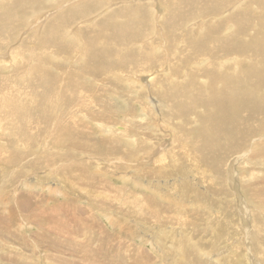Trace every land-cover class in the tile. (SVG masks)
Segmentation results:
<instances>
[{
	"label": "bare ground",
	"instance_id": "6f19581e",
	"mask_svg": "<svg viewBox=\"0 0 264 264\" xmlns=\"http://www.w3.org/2000/svg\"><path fill=\"white\" fill-rule=\"evenodd\" d=\"M74 1L77 2L73 3ZM117 1L121 3L128 2L129 4L134 1L136 3L133 4V8L128 4L120 6L117 10L119 12L115 15H109L113 9H109L111 8L109 7L106 10L107 5ZM246 1L247 6L238 12H234L231 7L228 8L232 3H227L228 0H107L106 8L101 11L99 9H102V3L95 4L94 2L91 4L99 5V14L106 10L103 16H109L97 29H87L86 31L85 26H87L90 17L86 13L90 10L87 6L89 5L87 0H0V70L7 68V71L11 72L9 77L0 74V105H2V109H0V142L8 144L5 148H2L3 144H0V182L9 190L0 195V203L2 207H6L4 212L9 211V214L0 218V222L4 223L0 227V264H12V262L4 261L3 255L5 253H2L9 250L7 243L16 238H12L15 232L9 225H17L20 230H23L26 225L32 227V224L26 218V213L28 211L32 212L35 207H33L28 196L20 197L22 191L35 193H42L43 191L50 198L51 195L65 194L64 192L67 193L71 190L73 193L78 192L80 200H86L93 204H110L112 202L113 206L126 207L137 217V219L132 220L136 229H139V227L147 229L152 226V229H156V234L159 235L161 241H166L168 235L178 228L173 223L177 222L175 218L181 214L176 216V212H172L170 215L169 211L172 210L168 209L169 207H160L161 205L158 206L155 203L156 207H151L149 205L151 198L141 200L143 203H148L146 207H143L136 203L137 199H134L135 196L137 197L136 194L131 199L132 190L130 185L124 183L125 186H115L112 185V182L103 178V175H99V173L106 175L112 170L115 173V170L119 169L120 171L127 168L129 164L128 160L119 159L117 156L120 153L125 155L129 150L121 151V146L115 139L116 135H126L127 138V135L130 134L131 137L129 136L130 138L127 139L131 150L138 147L144 151L150 145L155 147L162 139L159 140V137L157 139L155 136L148 135L147 121L142 118L134 122L133 128L130 127L131 122L124 123L125 126L116 125L114 127L113 124H105L95 119V113L101 108H104L102 110H108L109 100L107 99V101L104 98V100H97L96 94L98 92L96 89L91 88L88 90L86 84L85 86L82 85L81 78L78 77L77 79V75L73 74L76 71L73 69L75 66L83 67L81 69L85 70L84 75L90 76V79L91 75L99 70V73L92 80L101 78L100 82H105L110 77L108 64L109 67L117 64L120 69L123 68L122 72H125L114 70L117 77L121 75V77H124L123 81L127 80L130 84L131 78H133L134 83H137L140 89L154 91L160 106L167 109L172 121L167 120V114L162 112L165 116L164 122L167 124L169 122L175 127L171 129L170 142L160 143L156 147L160 149L157 153L155 152V156L160 154V158L156 161L158 166L160 169H164V167L170 169L171 177L173 174L171 168L174 165L178 166V162H175L176 159L185 156L187 150L191 154H189L190 161L188 156L185 157L186 166L189 168L185 178L178 181L169 178L165 182L156 180L154 190L158 195H163L166 198L170 194L176 200L179 198L178 206H185L186 203L190 202L186 199L189 193L188 186L193 184L192 187L195 186V190L203 189L202 194L207 191L206 187L200 188V186L206 184V180L210 176H208L209 170L216 172L217 177H224L225 180V175L222 172L226 170L227 163L223 161L226 153H236L241 158L243 155H239L242 152L240 149L250 148V141L243 132L246 127L245 119L255 115L256 122L253 126L264 130V102L259 100L260 97H264V0ZM68 4H70L69 8L66 6ZM136 6L137 8L134 9ZM225 7L228 8L227 11L229 12L232 10L231 16L219 17L222 11H216ZM258 9H261L259 11L262 12L261 14ZM207 10L218 14H215L214 19L209 22L194 24L197 26L193 25L188 29L193 33H187L186 35L184 33L183 35L184 29L182 26L186 22H191L189 17L194 16L193 21H195L201 15V11L205 13ZM193 11L195 13L199 11V15H192ZM55 12L57 13L52 17ZM130 13L136 16H132ZM117 17L124 18L125 21L120 24L118 23L120 19H117ZM154 19L155 22L152 21ZM253 21H257L255 28L253 27ZM159 23L170 28V35L167 37L168 42L166 41L167 45L163 40V46H165V49L167 48V52L170 51L173 44L180 45L181 49L178 50L179 57L177 60L182 62L180 65L181 73L183 72V76H186V80L183 79L184 77L181 74L179 79L174 80L171 63L164 66L165 58L152 54L154 53L153 48L156 47L157 52L161 49V47H158L160 43L157 41L155 29L153 34H147L146 32L153 27L158 28ZM227 27L232 32L224 35L223 30H226ZM25 28H27L26 33L32 32L33 34V32H36L37 41H33L26 47V41L22 39L21 43L13 48V43L19 42L17 36L24 34L22 30L24 31ZM96 30L101 32V36L104 37V39H101L103 42L99 41L100 37ZM196 30L197 33L201 30L198 38L196 37ZM250 30L253 33L249 34ZM37 35L39 39H37ZM134 35L141 36L133 41L128 49L136 47L139 52H135V54L133 52L127 53L126 48L121 45L129 37L133 38ZM173 36L177 39L171 40ZM65 38L69 41H65ZM109 40L116 42V45L113 46ZM87 48H90V51H87ZM190 49L196 52L194 54L198 57L196 61L188 63V65L191 64V67H186L187 65L184 63L188 62L190 57L185 53ZM229 50L234 53L230 55ZM35 52H40L39 56L34 64L29 65L27 56L32 57ZM205 52H221V55L220 58H217V55L206 54ZM45 53L50 54L49 58L44 56ZM254 55L258 57L257 60H253ZM161 58L163 60L161 64L159 63L158 68L155 67L154 69L152 67L145 69L144 72L135 69L144 68L152 60L155 62ZM105 59L110 60L106 61ZM128 63H131L133 69H127ZM205 63L207 64L205 65ZM13 67L15 69L11 71ZM164 70L169 72V76L163 73ZM184 80L186 81L185 84H183ZM167 83L171 86L169 87ZM179 85L184 86L179 89ZM137 86L131 84L130 87L138 88ZM21 89L25 91H20ZM56 102H58L60 108L62 107L61 110L63 109L60 123H56L57 120L52 121L48 116V108ZM200 104L201 109L197 113V118L193 116L194 114L190 117L188 114L195 106ZM143 111L148 112V109L145 110L143 107ZM57 112H59L58 107L55 114ZM13 116L17 119H13ZM19 118L24 119V121L20 122ZM177 118H182L183 122L175 121ZM133 120L135 119H132V123ZM195 120L200 125L199 130L201 133L193 136L195 139L191 140L193 141L192 144L186 145L185 142H187L189 135L193 133L195 126L192 123ZM93 125L108 136L100 141L105 144L104 149L98 148L96 146L98 143H94L88 136L90 127ZM164 127L166 129V126ZM161 128L163 129V127ZM189 130L191 131L189 132ZM119 138L121 139V137ZM107 140H110V142L108 143ZM14 144L17 146L22 145V149H16ZM35 144L40 145V151L43 150L41 154L44 156L41 159L36 157L37 153L30 151ZM118 146L119 150H117ZM126 146L122 147L125 148ZM136 150L135 152H137ZM90 151L92 157H84ZM259 154H264V147L262 150L258 147V151H254L250 162H253L256 166L257 170L253 167V173L257 174V178L260 179L263 186L259 185V188L252 194L262 202L261 210L263 214L261 215H264V195H261L264 192V173L259 169L260 167L264 168V155L259 157ZM104 163L107 165H104ZM131 164L137 168L140 163L131 162ZM89 169H92V171L89 172ZM126 173L128 176L129 173ZM126 173L119 172L118 175H123L125 178ZM135 175L139 177L129 179L133 180L135 178L136 182L144 183V178H146L149 181L148 184L153 183L148 172H139L136 169ZM213 181L216 182V180ZM91 185L93 186L90 187ZM178 191L185 197H179ZM211 192L208 190V193ZM215 192L218 191L215 190ZM221 193L225 194L224 191ZM81 195L85 196L86 199ZM215 195L220 197V193ZM204 196L200 197L203 201L205 200ZM202 200L200 201L203 202ZM200 201H197V203H200ZM191 203L196 202L193 200ZM203 204H205V201ZM244 207L246 208V206ZM110 208L112 207L108 209ZM207 208L206 210H208ZM39 211L40 215L47 216L51 213L50 210L44 212L40 209ZM105 211L108 212L107 209ZM109 213L111 214V212ZM259 215L260 213L255 218H258ZM106 217L113 223L123 222V219L115 217L113 214H107ZM183 218L182 216L178 218V222L181 224L179 229L182 230L179 236L185 237L184 242L189 245L194 242V237L191 232H185L187 227L184 226L186 221L183 224ZM125 221H128V219ZM257 221L261 223L260 219ZM54 223L50 219L47 220L44 224L45 231L50 229L60 230V224L57 223L56 225ZM251 225L250 233L253 232L252 230L255 231L253 224ZM169 226L170 228H167ZM42 229L43 227L40 226L39 230L41 231L36 234V237L45 232ZM63 230H61V235L68 239ZM129 231L133 237L136 236V231L135 233ZM141 232L136 234L141 235ZM146 235L145 233L142 234L143 237ZM18 237L21 238V242L28 241L21 233H18ZM221 238L227 239L228 236L226 234L225 236L221 235ZM15 243L17 244V242ZM28 243L30 245L27 250H30L31 252H29L33 254L34 249L39 255L41 252L39 245L35 242L28 241ZM71 244L76 249L80 248L73 238ZM16 247H19V245ZM133 252L134 247H132V244L124 248L122 261L127 259L125 255H130L128 262L131 264L132 261L129 260L134 259L135 253ZM223 254L227 256L225 257L227 259L221 258V264L229 261L231 253L227 254L224 250L221 256ZM238 255L242 262L249 264V256L246 253L239 252ZM189 256L191 257L192 254H185L184 258L192 264L193 260ZM251 259L253 261V257ZM25 264H31V262ZM179 264L181 263L179 262Z\"/></svg>",
	"mask_w": 264,
	"mask_h": 264
},
{
	"label": "rangeland",
	"instance_id": "374dc122",
	"mask_svg": "<svg viewBox=\"0 0 264 264\" xmlns=\"http://www.w3.org/2000/svg\"><path fill=\"white\" fill-rule=\"evenodd\" d=\"M76 2L77 1H74L73 3H76ZM94 2L95 4H99L98 2H101L102 9H99V5L95 6L91 4ZM229 2H232V3L228 6V8L229 7L233 8L234 12H238L242 8L247 6L246 0H233V1L228 0L227 3ZM88 3L89 5L87 6H89L90 10L86 11V13L90 17H89V22H87V26H85L86 31L87 29H97L98 26L109 15H115L117 12H119L117 11L118 7L125 6L128 4L129 6H132L133 8L134 7L133 4L135 5L136 2L134 3V1H131L130 3L131 5H130L128 2L121 3L117 1L116 3L111 2V4L109 3L107 5L106 4L107 0H87V4ZM105 5H107V8ZM66 6H68L69 8L70 4ZM104 8H106V10H108V8L113 9V10L110 12L109 15L103 16L106 10L103 13L99 14L98 9L101 11ZM136 8L137 6L134 9ZM228 8L226 9L225 7V8L218 9L216 12L222 11L219 17L226 18L228 16H231L232 10L229 12L227 11ZM260 10L261 9H258V12ZM194 11L192 15H195V14L199 15V11L196 13ZM202 12L203 11L200 12L201 15L195 21H193L194 16L189 17L191 19V22L192 21L193 22L192 23L186 22L185 25L182 26V28L184 29L183 35L184 33L185 35L187 33L189 34L193 33L191 31H188V29H190L194 24L198 25L203 22H209L211 21V19L212 20L214 19L215 14H218L216 12L213 13L212 11H209V10H207L205 13H202ZM56 13L57 12H55L52 17H54ZM259 13L261 14L262 12H259ZM132 16H136V15H132ZM117 19H120L118 20V23L120 24H122V22L125 21L124 18L117 17ZM152 21L155 22V19ZM256 22L257 21H253L254 28L256 27ZM197 25H194V26L196 27ZM26 29L27 28H25L24 31L21 29L24 34L19 35V37L17 36V38L19 39V42L17 41H16L17 43L14 42L12 45L13 48L17 46L18 44H20L22 39L23 41H26V47L28 46V44L32 43L33 41H37L36 35H35L36 32H33V34L32 32L26 33L27 32ZM154 29L156 32L155 35L157 37V41L158 43H160V46L158 47L159 48L161 47V49L158 50L157 52L156 47L153 48L154 53L152 54L153 55L157 54V55H160L161 57L163 56L165 58V62L163 63L164 66L171 63V65L173 66V71H174V80L179 79L180 74L182 75V77H184L183 79L186 80V76L185 75L183 76V72L181 73L180 65L182 64V62L177 60V58L179 57L178 50L181 49L179 47L180 45L173 44V46H171L173 48L170 47L169 52H167L166 50L167 48L165 49V46H163V40L165 41L166 45L168 42L167 37L168 35H170L169 26L166 25L164 27V25H160L159 23L158 28L153 27L150 31L146 33L153 34ZM200 31L199 33H197V30L195 31L197 38L200 36V33H201ZM97 32L100 37L99 41L103 42V40L101 39H104V37L101 36V32L99 31ZM228 32L229 33L232 32L230 31V29H228V27L226 28V30L225 29L223 30L224 35H227ZM251 33L253 32L250 30L249 34ZM139 36L141 35H134L133 38L129 37L127 40H125L122 43L121 46H124L126 48L127 53L133 52L135 54V52H139L136 47L128 49L131 43L135 41L136 39H138ZM37 39H39L38 35H37ZM173 39H177V37L175 38V36H173L171 40ZM65 41L68 42L69 39L65 38ZM109 42L113 46L116 45V42L114 41L109 40ZM177 47H179V49H177ZM90 48H87V51L88 50L90 51ZM231 51L232 50H229L230 55L234 53V52L231 53ZM39 53L35 52V54L32 55V57L27 56V58L29 59V65H32L35 63L36 59L39 56ZM194 53L196 52H193L192 49H190L187 53H185V55L187 56L189 55L190 57L188 62H185V63L183 62L184 64L187 65L186 67L188 66L191 67V64L188 65V63L192 61H196V58L198 56ZM205 53L217 55V58H220V55H221V52H218V53L205 52ZM44 56H46V58H49L50 54L45 53ZM257 59L258 57L254 55L253 60H257ZM105 60L107 61L110 59H105ZM105 60H103L104 63H105ZM162 60H163L162 58L159 60H156L155 62L152 60V62H149V64H147V66H145L144 68L140 67V69L139 68H135V69L140 70L141 72H144L145 69H150L152 67L155 69V67L158 68L160 66ZM206 64L207 63H205V65ZM81 68L78 66H75V68L73 69H75L76 71L73 72V74L77 75L76 76L77 79L78 77L81 78L82 85L85 86L86 84L88 90L91 88L96 89V91L98 92V94H96V96L98 97L97 100H104V99L109 100V101L107 100L108 110H102L104 108H101V110L95 113V119L105 124H110V125L113 124L114 127L116 125L125 126L126 123L131 122L130 127L133 128L132 125L134 124V122L139 121L142 118L145 121H147L146 128L149 129L148 135L155 136L157 139L159 137V140L162 139L161 141H159V144L165 143L167 141L170 142L171 133H172L171 129H173L175 126H172L171 124H169V122L168 124L164 122L165 116L163 113L167 114L166 116L167 120H171V116L168 114V111L166 108L160 106L154 91L144 90L142 88L140 89L137 86L138 84L134 83L133 78H131V84L137 86L138 88L130 87L131 86L130 82H128L127 80L123 81L124 77H121V75L117 77L114 74V72L116 71L122 72V69H123V68L120 69V67L117 64L112 67H109V64H108V69L110 70L109 71L110 77H108V79H106L105 82H100L101 78L92 80V78L93 77L95 78L96 75L99 73V70H96L95 73L91 75L92 77L90 79L89 78L90 76L84 75L85 70ZM14 69L15 67H13L11 71H13ZM127 69H133L131 63L127 64ZM0 72H1L0 74H2L3 76H7V77H9V75L11 74L10 71L9 72L7 71V68H2V71L0 70ZM126 72H129V71H126ZM163 73L169 76L168 71L164 70ZM113 75H115V77H113ZM185 80L183 84H185L186 82ZM167 85L169 87L171 86L168 83ZM183 86L184 85L182 86L179 85L178 88L181 89ZM20 91H25V90L21 89ZM154 100L156 103L154 102ZM183 100H185V98H183ZM259 100L264 102V97H260ZM103 105H105V103H103ZM1 107L2 105H0V109H2ZM57 107H58L59 112L55 114ZM143 107L145 108V110L148 109V112L143 111ZM61 108L59 107L58 102H56V104H53L52 107L48 108V116L52 119V121L57 120L56 123H60L62 121L61 111H63V109L61 110ZM200 109H201V104L198 106H195L188 115L191 117V115L194 114L193 116L197 118V113ZM13 119H17V118L13 116ZM132 119H135L133 120V123H132ZM18 120L20 122L24 121V119L22 118H19ZM177 120L179 123L183 122L182 118H177L175 121ZM197 122L198 121L195 120L192 123L195 127L193 128L194 129L193 133L189 135L187 142H185L186 145L192 144L193 141L191 140L195 139V137L193 136H196L201 133V131L199 130L200 125ZM255 122H256L255 115L252 117H247L245 119L246 127L243 129V132L246 138L250 141V145H249L250 148L240 149V151L242 152L239 153V155H243V156L240 158L239 156H237L238 154L236 155V153L234 154L226 153V155L223 157V161L227 163L226 170L222 172L223 175H225V180H224V177L219 178L217 177L216 172L209 170L208 172L211 174L208 173V176L210 175L209 178L212 180V182L210 183L211 180L207 178L206 184H205L206 186L204 184L200 186V188L206 187L205 189H207V191H205L204 193L205 196L204 194H202L204 192L203 189L195 190L194 189L195 186L192 187L193 184L188 186L189 193L186 199L187 201H190V202L185 204V206H188V207H185L184 205H181V204H180L181 206H178L179 198L178 200H176L170 194L167 195L169 197L166 196V198L163 195H161L162 197L158 195L156 193V190H154L155 188L154 184L156 183V180L165 182V180H168L169 178L175 179V181H178L181 178H185V174H188L186 172L189 169L188 166H186L185 157L188 156V160H189V154H191L190 151L187 150V154L186 155L184 154L185 156H183L181 159L180 158L176 159L175 162H178V166L174 165L171 168V172L173 174L170 177V173H169L170 169H167V167H164L165 170L163 168L160 169V167L158 166L156 162L160 158V154L155 156V152L157 153L160 150L159 148H156L158 147L157 145H159L158 143L155 147L153 145L152 146L150 145V147L144 149V151L141 148L135 147V150L137 149L136 150L137 152H135V150H131L130 146L128 145L129 143L128 139L131 137L130 134L127 135L128 139L126 138V135L125 136L116 135L117 138L115 137V139L118 141L117 143L119 144V146H121L120 148L121 151L129 150V152L125 153V155L120 153L117 156L119 157V159L128 160L129 164L127 168H123L120 171L119 169H117L118 172L117 170H115V173L117 174L113 173L112 171L114 170H112L111 172L106 173V175L102 173H99V175H103L102 176L103 178H106L108 181L112 182V185H115V186L117 185L125 186L126 184L130 185V189L132 190V193L130 196L131 199H133L134 195L136 194L137 197L135 196L134 198V199H137L136 203L143 207H146L148 203H143L141 200L143 198L144 199L151 198V201L149 202L150 203L149 205H151V207H156L154 205L155 203V204H158V206L161 205L160 207H167V208L169 207L168 209L172 210V211H169L170 215L172 214V212L174 213L176 212L175 213L176 216L177 214H181L180 216L178 215L175 218V221L178 222V218H181V216L182 218L185 217L183 218L184 220L183 224L186 221V225L184 224V226L187 227L185 232H191V235L194 237L193 238L194 242L192 241L193 243L187 245L184 242L185 237L182 238L179 236L180 232L182 231L179 229V227L181 226L179 222L173 223L176 227H178L177 230L174 232L172 231V234L168 235V238L166 239V241H161L158 237L159 235L156 234V229H152V226L147 229L143 227H139V229L138 228L136 229L132 220L137 219V217L132 211H130L126 207L119 208V207L113 206L112 202H110V204H101V203L93 204L86 200H80L78 192L73 193L71 190H69L67 193L64 192L65 194L61 193L59 195L58 194L51 195L50 198H48V195H45L46 193L43 191L42 193L22 191L20 193V197L25 196V195L28 196L30 198V201L32 202L33 207H35V209L32 212L28 211V213H26L27 215L26 218L32 224V227L30 228L28 225H26L23 230H20V227H17V225L16 226L13 224H12L13 226L9 225V227L15 232V235H13L12 238L14 237L16 238L12 239V241L10 240L11 242L7 243V248L9 250L2 252V253H5V255H3L4 261L12 262V264H25V263H30V262L31 264H129L128 259L131 256L125 255L127 259H124L123 261H122V256H123L124 248L128 247L129 245L131 246L132 244V247H134L133 253H135V255L133 257L134 258L133 260L132 259L129 260V261H132L131 264H179V262L181 264H191L184 258L185 254L187 255L192 254L191 257L189 256L193 260L192 264H221V258L225 259V257H227L224 254H223L224 257L223 255L221 256V253L224 250H226L227 254L228 253H231V254H230L229 261L225 263L222 262V264H245L239 259V255H238L239 252H242V253L244 252L247 254V256H249L248 258L249 260L247 259L249 264H264V231H263L264 230V218H263L264 215H261L263 214L262 213L263 211L261 210L262 202L258 198L254 197L252 194L253 192L257 190V188H259V185L263 186V184L260 182V179L257 178V174L253 173V167L256 168V166L254 165L253 162H250V159L252 158L254 151L255 150L258 151V147L261 150L264 147V130H261V128L254 127L253 125L255 124ZM8 124L10 125V123ZM229 125L231 128V123ZM164 126H166V129ZM161 127H163V129ZM190 131L191 130H189V132ZM186 133L188 134L187 131ZM88 136L90 137V140H92L94 143L95 142L98 143L96 145L98 148L104 149L106 147L105 144L100 141L106 139V137L108 136L104 135L103 131L101 130L99 131V128H97L95 125L90 127ZM119 137H121V139ZM123 140L124 141L126 140L127 142L126 141L124 142ZM107 142L109 143L110 140H107ZM41 143L42 141L40 142V144ZM0 144H3V143L0 142ZM126 145L128 146V148ZM6 146H8V144L4 142V144L2 145V148H5ZM39 146L35 144V146L32 149H30V151L37 153L36 157L41 159L44 155L41 154L43 150L40 151ZM119 146L117 150H119ZM122 146H126V147L124 148ZM14 147L16 149H22V145H19V146L15 145ZM90 153L91 151L88 154L84 155V157L91 156ZM261 155L263 156L264 154H259L258 156L261 157ZM131 162L132 163L136 162L137 164L138 163L140 164H138L139 166L135 168L134 166H132ZM169 162L171 163L170 158H169ZM192 164L195 166L194 163ZM232 164H233V168L231 169ZM104 165H107V164L104 163ZM136 169L139 172H148L149 178L153 180V183L148 184L149 181L146 178H144V183H141L139 181L136 182V180H134L135 178H133V180H130L129 178L137 176L135 175ZM259 169L264 173V168L260 167ZM88 171L90 172L92 171V169H89ZM119 172H123V173L128 172L129 174L127 176V173H126V177L124 178L123 175H118ZM213 180H216V182ZM92 186L93 185H91L90 187ZM208 190L210 192L214 190L213 192H211L213 194L208 193ZM215 190H217L218 192H215ZM7 191H9L7 187H5L0 182V195L5 194ZM223 191L225 192V194L221 193ZM214 193L215 194L220 193L219 196L220 197L222 196V197L220 198L218 197V195H215ZM263 193L264 192L261 193L262 196L264 195ZM178 196L183 197V198L185 197L184 195L181 194L180 191H178ZM202 196L205 197V200H204L205 204H203L204 201L200 198ZM82 197L85 198V196H82ZM127 197L129 198V196ZM199 199L202 200L203 202H201ZM206 199H208V201H206ZM193 200H195L196 203L197 201H200V203H197V204L191 203V201ZM244 206H246V208ZM109 207H112V208L108 209ZM4 208L6 207H2L0 203V218L3 215L9 214L8 210L4 212ZM206 208L208 210H206ZM40 209L44 212L50 210L51 213L47 216L40 215V211H39ZM106 209L108 210V212L105 211ZM259 209L261 210L260 212L258 211ZM109 212L115 215V217L123 219L122 220L123 222L121 223L119 222V224L113 223L108 217H106L107 214L111 215ZM258 212L260 213V215L258 218H255V216L259 214ZM49 219L51 220L52 223L56 222L54 223L56 225L57 223H59L60 230L50 229V230L45 231L44 224ZM126 219H128V221H125ZM258 219L261 220V223L257 221ZM251 224H253L254 226L253 229H255V231L252 230L253 231L252 233H250L251 228H252ZM3 225L4 223L0 222V227H2ZM40 226L41 228L43 227L42 230L45 232L41 233L39 237H36V234H38L41 231L39 230ZM140 228L143 230H141ZM167 228H170V226ZM61 230H63V232L68 236V239H65L61 235ZM129 230L131 231L133 230L132 232L134 233L135 231L136 233H139L142 231L141 232L142 234L145 233L147 235L143 237L142 234L137 235L135 233L136 236L133 237ZM229 232H231L230 236L228 235ZM18 233L19 234L21 233V235H24L28 239L29 242L31 243L35 242L39 245V249L41 251L39 255H37L38 253H36L34 249H33V254L30 253L31 252L30 250H29L30 252L27 250V247L30 244L26 240L24 242H21V238L18 237ZM225 234L226 236H228V238L222 239L221 235L225 236ZM72 238L74 239V241L78 244V247L80 248L76 249L72 246L71 244ZM15 242H17V244ZM17 245H19V247H16ZM228 250H230L231 252L230 251L228 252ZM251 257H253V261Z\"/></svg>",
	"mask_w": 264,
	"mask_h": 264
}]
</instances>
